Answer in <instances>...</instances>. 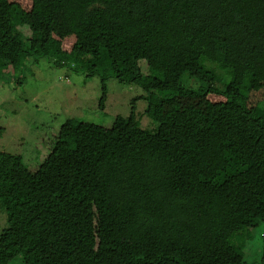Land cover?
I'll list each match as a JSON object with an SVG mask.
<instances>
[{
    "label": "trees",
    "instance_id": "trees-1",
    "mask_svg": "<svg viewBox=\"0 0 264 264\" xmlns=\"http://www.w3.org/2000/svg\"><path fill=\"white\" fill-rule=\"evenodd\" d=\"M78 17L70 51L45 17L0 0V59L22 72L46 58L86 78L140 86L153 105L182 92L225 98L224 124L111 127L69 118L37 168L0 149L8 225L0 264L31 252L45 264H264L245 233L264 222V0H50ZM121 40L129 42L123 48ZM127 52V56L121 53ZM40 162V161H38Z\"/></svg>",
    "mask_w": 264,
    "mask_h": 264
},
{
    "label": "rangeland",
    "instance_id": "rangeland-1",
    "mask_svg": "<svg viewBox=\"0 0 264 264\" xmlns=\"http://www.w3.org/2000/svg\"><path fill=\"white\" fill-rule=\"evenodd\" d=\"M21 6L32 21L33 29L42 25L46 16L52 18L50 28L54 37L61 41L62 48L70 51L78 33V17L69 9L50 0H9ZM123 48L129 42L120 41ZM124 56L127 52L120 50ZM26 61L25 71H13L8 60L0 59V149L24 156L30 168L42 162L41 153L50 151L57 132L69 118L89 121L111 127L118 115L128 116L132 109L143 127L197 126L224 124L225 98L199 93L193 96L182 94L161 105H153L143 89L131 83L108 80V94L103 106L101 80L98 76L86 78L73 66H59L42 58ZM264 99V73L256 76L250 93V104ZM261 158L264 172V136L261 140ZM41 157V158H40ZM40 161V162H38ZM0 201V233L8 225L6 211ZM246 236V260L260 254L264 222ZM27 264H45L41 255L33 254L32 240L25 235ZM12 264H23L20 258Z\"/></svg>",
    "mask_w": 264,
    "mask_h": 264
}]
</instances>
